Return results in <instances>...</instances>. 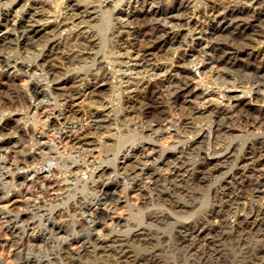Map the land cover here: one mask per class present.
I'll list each match as a JSON object with an SVG mask.
<instances>
[{
	"label": "bare ground",
	"instance_id": "obj_1",
	"mask_svg": "<svg viewBox=\"0 0 264 264\" xmlns=\"http://www.w3.org/2000/svg\"><path fill=\"white\" fill-rule=\"evenodd\" d=\"M70 1H71L70 4L62 8L61 5L59 6L60 3L56 4V6H53L50 0H0V18H2V21H1L2 23L0 24V200H2L5 196L4 195L5 193L2 190V187L4 185L12 186L14 189L16 188L19 189L18 190L19 193L21 191H24L25 193L31 194V192H33L32 189L34 188V185L41 178L43 179V181L41 180L42 188L44 185L46 189L47 188L50 189V187L53 186V184L55 183V181H53L54 183L52 184L51 178L53 179L55 177L65 176L66 174L74 170V167L76 169L81 168V165H79V163L81 161L83 162L82 165L86 163L85 158L88 157L87 155H89L88 153L90 151V147L88 149L89 151L84 148L83 150H80V148L79 150H75L77 148H75L72 145V142H74L75 140H80L86 137L88 134L90 136V133L94 129L95 131L96 130L101 131L102 129H105L104 123L106 120V118L103 119L102 113L99 116L92 115L91 113V115L89 116V119L92 123L88 124L89 126L87 128H84V130H82L81 124L83 122V117L79 110L81 103L87 102L88 105L89 104L104 105L103 101L105 97L103 96H105L104 94L107 92L106 91L107 87L109 88L110 86L112 87L113 84L115 85L117 84L118 90H120L121 87L124 88L123 84L125 83L127 85L130 84V81L132 80L131 78L132 76L140 77V75L142 74L144 77L146 75L149 76L147 78L148 80L147 81L144 80L145 82H138L135 85L136 87L134 86L135 87L134 89L138 91L141 95L137 98L135 97L136 99L128 100L127 108L130 110H135L137 107L143 108L142 113L141 114L139 113V114H140L141 119L145 121L147 128H149L148 130L149 134L147 133L148 134L147 137L149 140L156 139L155 136L157 135H162V134L171 135L172 134L171 137L173 139L175 138L178 141L187 140L188 144H186L187 143L186 142L184 145L188 149V145L190 142L195 143V142H198V140H203V141L208 140L209 142L214 143L215 140H218L221 138L223 139L224 136L235 133L236 131L235 129L237 128L238 132L242 134L243 136L253 137L255 139L249 145L243 144L244 146L240 147V148H243V151L248 150L249 152H251L253 157L255 156L258 157V160H256V162H254V165L252 166H255L257 168L262 165V163L264 162V141H261L259 143L258 139L264 140V63H263L264 55H263V62H262L263 66L259 69L254 67L250 63H247V64L245 63V65H242V63L239 64L235 61L238 55H240L241 53H244V51L250 47V44H251L250 41L253 40V37L250 36L249 32L251 28H253L254 22H257L259 24L258 21L260 17L258 18L257 16H251L248 13L242 12L241 10H230L228 8H223L224 11L220 12V10L221 11L223 10L221 9V6L218 8H214L212 13L210 12V9H209L208 12L211 13V15H209V22L207 25L208 34L210 36L217 38L216 39L218 40L217 45L221 46L220 48L221 53L214 55L212 53L208 54L207 52L202 51L200 53H202L203 56L202 58H199V59H197L198 57H196V59L195 58L194 59H191V58L181 59L182 57L181 58L179 57L180 61L178 62V65L176 66L177 67L176 75L174 74L176 76L175 80L168 82V84H162L161 81L158 82L154 78L161 76L162 73L165 74V72L167 71L166 70L167 68L164 65V63L158 66L157 65L151 66V69L149 67V71L147 70L146 67L150 66L149 65L150 61L155 60L157 62L158 61L163 62V60H166L169 54H171V52H174L177 50L179 51L180 48L188 45L187 37H190L189 35L190 32H187L185 34V33H180L179 31L173 32L172 30L174 27H189L190 22L193 17L199 18L205 14V13L204 14L202 13L204 9L202 11L201 8L200 9L198 8L199 6L197 5L196 0H150V3H149V5L151 6L150 11L148 12L131 11L130 13H128L126 16L125 22L121 24L119 28V29L126 28V32L124 33L127 34L126 39H123V36H121L122 40H120L121 41L120 47L123 48V51L124 49H126L127 51L130 48L131 49L130 53L132 55L131 57L130 55H128L129 58L131 60L132 58L134 60H137V64L138 62H143V64L141 63L139 65H136V67L130 68V67L123 66L126 63L125 62L123 65L117 64V66H119V69L117 70L114 67L113 69H111V67L114 64H116V62L118 63V59L111 58L110 54L109 56L108 54L106 55L105 49L108 48V45L110 42L109 34L113 27L112 25L113 22L111 23L112 17H113L112 13H114L116 10L117 12H121L122 6L125 3H128L129 5L130 1L128 0H81V1L70 0ZM135 1L137 2V0ZM233 20L237 21L238 23L232 26L230 23ZM262 22H264V20ZM230 25L232 27H230ZM191 30H193L194 32L195 29L192 28ZM120 33L121 32L118 31V35ZM252 34L255 35L254 33ZM204 39L203 37L200 38V36L198 38H194V36H191V40L193 42L196 41L195 45H197L198 47L202 46V42ZM10 45L11 46L14 45L16 48V52L13 50L15 52V53L13 52L14 56L11 52L12 48L10 47ZM96 49H99V51H96ZM129 50H128V53H129ZM84 52H87V53H84ZM259 54H257V56ZM17 56L18 58L15 59V57ZM84 56H87L90 58L91 60L90 66L88 64V66L86 65L87 68L82 69V66H83L82 65L81 70L79 68V71H77L74 75L67 76L66 73L72 71L73 60L77 58L85 59ZM191 56L194 57L193 55ZM85 60L88 61V59H85ZM121 61L122 60H120V62ZM201 63L202 64L207 63L209 66H211V68L212 67L214 68V69L212 68L213 72L211 73V75L208 77L206 75L205 80L203 79L204 83L206 82L208 85H212L215 87V89L211 91H201V89L199 90L198 87L195 84H193V82L195 81L194 80L195 78L193 79L194 80L193 82L191 81L193 77H196V76L200 77V75L202 74L200 70L195 69ZM107 66H111V67L109 68ZM222 66L228 67L226 69L227 70L229 69V71H227V73L225 74L221 73L220 68L222 69L223 68ZM171 71H174V69ZM18 82L22 83L21 86L19 85ZM252 104H254V107H252ZM167 110L169 113H171V115L167 113ZM138 115L137 117H139ZM104 116H106V114ZM127 118L129 117H126V119ZM33 119H36V123L40 124L39 128L36 126V123H32L33 125L32 127L31 126L28 127L24 122V121L32 122ZM203 121H206V123L202 124ZM122 127L121 129H123ZM172 128L174 129L173 132H169L170 129L172 130ZM124 134L125 133H123V135ZM245 143H247V141ZM197 144L198 143H196V145ZM236 149L237 148L231 144L228 145L227 147L224 146V148L222 146L218 147L217 145L209 146L208 156L210 155L213 156L216 154H222V156H224L223 153H226L227 155L228 154L231 155V153L233 152L237 153ZM116 152H117V149H116ZM117 156H118L117 153L112 155V157H114L113 159H115L118 162L114 164V167H113L114 169L108 166L100 165L99 168H94L93 172L91 171L89 172L88 179L84 180V184L82 185V189L93 192L92 198L90 197L91 199L89 198L90 200H88V202L74 201L73 203H71L69 208L58 212L56 215L55 214L54 215L52 214L44 215V212L43 214H40V213H42V211H44L46 207H56V206L59 207L60 205H63L64 203L68 202L70 199H73L74 198L73 195L72 196L69 195L65 197L57 196L58 199L56 200L54 199L55 201L53 200L52 201L53 203L48 202L47 199L41 200L38 204L34 203L36 204L35 205L36 208L34 207L35 209L32 213L25 212L29 208L28 206L26 207V210L25 209L22 210L20 207H15L13 209H10V211H6V209L4 208L0 209V229L2 232H4V235L9 236L7 246L8 248H10L11 254H12V255L9 254L11 256V257L9 256L11 259V264H36L37 260H35L34 257L32 256L33 253L41 252L45 250L49 251L53 245V243L51 244V241H52L51 238L52 237L56 238V236H59L58 239L61 238L60 239L61 244H59L60 253L62 252L65 255L64 258L65 260H68L69 263L79 262L80 259L82 260L85 257L90 258V256H95L97 254H100L101 252H103L104 250L108 248L111 249V247L114 246L113 244L116 242L115 241L116 237H111L110 234L113 233L114 229L120 230V227L123 228L122 222L124 220L122 217L121 218L114 217V214L112 212L114 211L113 210L114 208H112L111 206L112 204L115 203V196H114L115 188L114 187L118 188L121 185L122 187L126 186L128 192L134 193L135 197L141 203L139 204L141 206L142 205L144 206V204L147 202L148 197L150 198L149 192H151V188L153 185L155 186L158 182L162 181L163 179L170 182L169 179L175 176L179 171L184 172V175L180 177L179 179L180 182H178L179 180H177V182L180 184L187 183L189 181V175H191L190 174L191 170H189V166L184 165L183 163L182 164L180 163V167H178L177 164H174V165L170 164V160L171 158H173L172 155L168 153L167 154L162 153L161 155V153H159V151H156L155 149L148 150L147 148H144V145L140 147L136 146L131 151H128L124 155V157L121 158L122 162H119L120 159ZM108 157H105V158H108ZM208 158L207 159L205 158V163L202 164L201 162V165L197 167L196 169L202 170L203 167L211 165L212 161ZM113 159L108 160V161H112ZM184 159L185 158H183V160ZM233 159L234 158H232V160ZM181 161H182V158H181ZM229 161L231 162V159ZM45 162H52V163L55 162V164L52 166L51 163L45 164ZM252 166H250V162H245L239 167V170L244 176L247 173L248 168L251 167L249 169L251 170ZM127 167H130V168L127 169ZM204 170L206 171V169ZM212 170H213V167H212ZM197 171L195 170V172ZM235 171H238V170H235ZM257 171H258V168H257ZM113 172L119 173V174L121 173L120 176L122 175L121 176L122 179L119 181H116L114 185H109L111 182H114V180H111L112 177L110 178L109 176ZM259 172H260L259 175H261V171ZM202 173H205V172H202ZM197 175L194 174V176H197ZM221 176H222V172H221ZM210 178L211 177L209 176L208 179ZM213 178H216V177H213ZM87 180L91 182L93 187L91 186V184H89L91 187L88 186V183L90 182H88ZM106 180H108V183H105ZM173 180L175 181L176 179H173ZM232 180L233 178H231V181ZM247 180L249 179L247 178ZM258 180H260V178ZM262 180L264 179H261V181ZM191 181H193V179ZM203 182L205 181H202V183ZM243 182H246V181H243ZM257 182L261 184V182L259 181ZM173 183L169 185H172ZM76 184H77V180H74V183L71 186H67V188L69 189L72 188V190L68 191V194H72L76 191L77 189ZM186 185L188 184H185V186ZM235 185L237 184L235 183ZM177 186L179 187V185ZM39 188H40V185H39ZM63 188H65V186ZM248 188L247 190L250 189ZM173 189H170V191L171 190L173 191ZM258 190H260V188ZM164 191L165 190H163V193H165ZM175 193L176 191L173 193V195ZM15 194H18V193H15ZM161 195H164V194H161ZM233 195L235 196V194ZM214 196L217 197L216 195ZM250 196H251V193H250ZM138 200H137V205H138ZM165 202L167 203L168 201L164 200V203ZM239 202H236V203H239ZM147 205L149 204H146V206ZM217 206H214V207L217 208ZM230 207H233V206H231L230 204ZM167 209H168V206H167ZM228 209L230 208L228 207ZM140 211H142V209ZM172 211L173 210H171V212ZM174 212L176 213L177 211L174 210ZM178 212L180 214V211ZM185 212L186 211H184V213ZM75 214H77L78 216L82 218L81 223L84 222V224H86L85 226L88 227V228L87 227L85 228H87L88 230L86 232V236L84 237L76 234L72 238H69L67 233L70 231H68L67 233L66 231H64L61 224L59 223L60 221L59 218L63 217L64 215L66 217L71 218ZM56 216L59 217L58 222L56 220L57 218ZM150 216L152 218V215ZM36 217L39 218L38 221L34 220ZM213 217H215V215ZM155 218L160 219L156 216ZM233 218L235 219V217ZM44 221L46 222L42 223ZM160 221L161 220H159V222ZM163 223H165V221ZM200 224L203 225V222ZM150 225H152V223ZM67 227H68V224H67ZM124 229H126V226ZM250 229L252 230V226ZM187 232L188 231L184 232V234L185 233L188 234ZM180 233L182 236L183 233L182 232ZM192 235H195V234H192ZM143 237H144V234H143ZM182 239H183V236H182ZM117 242L118 244H120L119 241ZM140 242H142V239ZM111 251L113 250L111 249L110 252ZM55 254H56V251H55ZM60 256L62 255L58 254L57 256H55L53 261L48 259L46 261H43L42 264H49L50 262H58V260L61 259ZM99 257H102V255ZM109 257L110 255L108 256V258ZM101 260H104V258ZM116 260L117 259H115V261ZM253 260H255V258ZM85 261H87V258L86 260H84V262ZM127 262L128 261H126V263ZM0 264H4V260L1 257H0Z\"/></svg>",
	"mask_w": 264,
	"mask_h": 264
},
{
	"label": "rangeland",
	"instance_id": "obj_2",
	"mask_svg": "<svg viewBox=\"0 0 264 264\" xmlns=\"http://www.w3.org/2000/svg\"><path fill=\"white\" fill-rule=\"evenodd\" d=\"M50 1H51V3H52L53 6H56V4L60 3L59 6L61 5L62 8L65 7V6H67L71 2L70 0H68V1L67 0H50ZM77 1H81V0H77ZM128 1H130L129 5H128V3H125L122 6L121 12H117V10H116L114 13H112V16L113 17H112L111 23L113 22L112 23L113 27H112L111 32H110L111 35L109 34V36H110L109 37L110 38V42H109L108 48L105 49V53H106V55L108 54V56L110 54V57L111 58L118 59V63L116 62V64H114L112 67L111 66H107L109 68L111 67V69H113V67H114L117 70V69H119V66H117V64L118 65H123L125 62L126 63L123 66L130 67V68L136 67V65H139L141 63L143 64V62H138V64H137V60H134L133 58L131 60L129 58L128 55H130V57L132 55L130 53V51H131L130 48H129L130 50L128 49L129 50V53H128V50L126 51V49H124V51H123V48L120 47V43H121L120 40H122L121 36H123V39H126L127 38V34L124 33V32H126V28H124V29H119V28H120L121 24H123L125 22V19H126L127 14L130 13L131 11H142V12H148V11H150L151 10V6L149 5L150 0H145V1L144 0H137V2L135 0H133V1L132 0H128ZM196 1H197V5L199 6L198 8L199 9L201 8L202 11L204 9V11L202 13L203 14L205 13L204 14L205 16L202 15L203 18H202V16L199 17V18L198 17H193L194 19L192 18V20H191L192 23L190 22V26L189 27H174L173 28V30H172L173 32H178L179 31L180 33H185V34L187 32H190V34H189L190 37H187V44L188 45L185 46V47H182L183 49L180 48L179 51L177 50V51L171 52V54H169V56L167 57V59L166 60H163V62L162 61H160V62L158 61L157 62L155 60L150 61V63H149L150 66L146 67L148 71H149V67L151 69V66L162 65L163 63H164V65L167 68L166 69L167 71L165 72V74L162 73L161 76H159L157 78H154V79L157 80L158 82L161 81L162 84H168V82L175 80V78H176V76H175L176 75V69H177L176 66L178 65V62L180 61V58L181 57H182L181 59H185V58H191V59H194L195 58L196 59V57H198L197 59H199V58H202V56H203L202 53H200L202 51L207 52L208 54L209 53H212L214 55L221 53L220 52L221 46L217 45L218 44L217 43L218 40H216L217 38L216 37H213V36H210L208 34V28H207L208 27L207 25H208V22H209V15H211V13L213 12L214 8H218L220 6H221V9L228 8L230 10H241L242 12L248 13L251 16H257L258 18L260 17V19L258 21L259 24L257 22H254V26H253V28H251V30L249 32L250 33V36L253 37V40H252L253 42L250 41V43H251L250 44V47H252V46L253 47L252 48H250V47L247 48L244 51V53H241L240 55H238V57L235 59V61L237 63H239V64L242 63V65H245V63L246 64L247 63H250L254 67L258 68V69L261 68L263 66V63H264L263 62V55H264V22H262L264 20V0H252V1H250V0H226L227 2L225 0H196ZM221 2H222L223 5L221 4ZM228 2H229V4H228ZM226 3H227L228 6L226 5ZM224 5H225V7H224ZM209 9H210V12L211 13L208 12ZM223 11H224V9L222 11L220 10V12H223ZM247 11H249V12H247ZM250 12H251V14H250ZM1 21H2V18H0V24L2 23ZM121 21H123V22H121ZM237 23H238L237 21H234L233 20L230 24L233 26V25H235ZM192 25H194V26H192ZM231 25H230V27H232ZM189 28L195 29L194 32H193V30H191ZM116 29H117V31H116ZM118 31L121 32L119 35H118ZM256 31H257V33H256ZM252 33H254L256 36L253 35ZM191 36H194V38H198L199 36H200V38H202V37H203V39L205 38L203 40V42H202V46L201 47H198L197 45H195L196 41L193 42L191 40ZM254 41L256 42V44H255ZM10 47L12 48V51L11 52H12V54L14 56V53L16 52V48H15L14 45H12V46L10 45ZM96 51H99V49H96ZM112 51L114 52V54H113ZM84 53H87V52H84ZM257 54H259V55L257 56ZM191 55H193L194 57H192ZM252 55H254V56H252ZM15 56H16V54H15ZM84 57H85V59H88V61L85 60L84 58L83 59L82 58L74 59L75 61L73 60V66H72V71L73 72L70 71V72L66 73L67 76L74 75L77 71H79V68L81 70V66L82 65H83L82 66V69L83 68H87L86 65L88 66V64L90 66V64H91L90 58L87 57V56H84ZM16 58H18V56L15 57V59ZM120 60H122L123 62L122 61L120 62ZM206 64L207 63H204V64L201 63L200 65H198L199 67L197 66V68H195L197 70H200L203 75L201 74L202 76L201 75H200V77L199 76H196V77H193L191 79L192 82L195 80L193 82V84H195L198 87L199 90L201 89V91H211V90L215 89L214 86L208 85L206 82L205 83L203 82V79L205 80L206 75H207V77L210 76L211 73L213 72V69H214L213 67H212L213 68L212 69L211 66H209L208 64L206 65ZM147 65H148V63H147ZM168 66H169V68H168ZM222 67H223L222 69L220 68V70H221L220 72L221 73L225 74V73H227V71H229V69L228 70L226 69L228 67H226V66H222ZM173 69H174V71H171ZM148 74H150V73H148ZM148 77L149 76H147V75L144 77L143 74L140 75V77L139 76H132L131 77L132 78V80H131L132 82L130 81V84L129 85H127L126 83L123 84V87L124 88L121 87L120 90H118V85L117 84L116 85L113 84L112 87L110 86L109 88L107 87L106 88V91L107 92L105 91L106 92L104 94L105 96H103V97H105L104 98V101H103V104L104 105H101V104H100L101 106L100 105H95V104L94 105H91V104L88 105L87 102H82L81 105H80V107H79V110H80L81 115L83 117V122L81 124L82 130H84V128H87L89 126L88 124L92 123L90 121V119H89V116L91 115V113H92V115H98V116L101 115V113H102L103 119L106 118L105 123H104L105 129H102L101 131L100 130H96L95 131V129H94L90 133V136L88 134L86 137L80 139L81 141L80 140H75L74 142H72V145L75 148H77L75 150H79V148H80V150H83V148L86 149V150H88L89 147H90V151L88 150L89 151V153H88L89 155H87L88 157L85 158V162H86L85 164L86 165L85 164L82 165L83 162L81 161L79 163V165H81V168L76 169L74 167V170H72L71 172H69L71 175L68 173L65 176H59V177H55L53 179L51 178L52 184L54 183L53 181H55V183L53 184V186H51L53 188L50 187V189L49 188L46 189L44 185H43V188H42V181H43V179L41 178L40 180H38L39 182L37 181L38 184L36 183L34 185V188L35 189L34 188L32 189L33 192H31V194L30 193H25L24 191H21L19 193L18 192L19 189H17V188L14 189L12 186H9V185H4L2 187V190L5 193L4 194L5 196H4V198L2 200H0V209L1 208H4V209H6V211H10V209H13L15 207H20L22 210L23 209L26 210V207L28 206L29 208L25 212L26 213H32L34 211V209L36 208L35 205L38 204L41 200H46L47 199V201L51 203L54 199L55 200L58 199V197H65V196H69V195L72 196L73 195L74 198L73 199H70L68 202L64 203L63 205H60L61 207L60 206L59 207L58 206H56V207H46L45 209H47V210L44 209V211H42V213H40V214H43V212H44V215H46V214L47 215H49V214H52V215L55 214L56 215L58 212L69 208L70 205H71V203H73L74 201L88 202V200H90L92 198L93 192H91L89 190L82 189V185L84 184V180L88 179L89 172L90 171L93 172L94 171L93 169L94 168H99L100 165L108 166V167H111L112 169H114L113 168L114 167V164H116L118 162L115 159H113L114 158V157H112L113 154L117 153L118 154L117 157L120 159L119 162H122V159L121 158H123L124 155L128 151H131L136 146H139L140 147V146H143L144 145V148H147L148 150L155 149L156 151H159V153H161V155H162V153H166V154L168 153V154L172 155L173 158H171L170 164H173V165L174 164H177V166L180 167V163L181 164L183 163L184 165L189 166V170H191L190 171V174L191 175H189V181L187 183H183L184 185L178 183V182H180V180H179L180 177H182L184 175V172L183 171H181V172L179 171L175 176H173L172 178H170L169 179L170 182L167 181V180H165V179H163L162 181L158 182L155 185L157 189L155 188L154 185L152 186L151 192H149L150 198L148 197L147 202L144 204V206L142 205L143 207L140 205L141 203L139 202V200L135 197V194L128 192L126 186H123L122 187V185H121L119 187L117 186L118 188L114 187L115 188L114 189L115 191L114 190L113 191H114V194H115L114 195L115 196V203L112 204V206H111L112 208H114L113 209L114 211H112V212L114 214V217H116V218H121L122 217L124 219L123 222H122L123 223L122 224L123 228L120 227V230L118 228H117L118 230L114 229L113 233L110 234L111 237H116L115 238V241L116 242L113 244L116 248L114 246L111 247V249L115 253L113 251H111L112 252L111 253L110 252L111 249L108 248V249L104 250L103 252H101L100 254H97L95 256H90V258L89 257H85L84 259H82L83 261L80 259L79 262H70L69 263L68 260H65V258H64L65 255L62 252L60 253V245L59 244H61L60 243L61 242V240H60L61 238L58 239L59 236H56V238L55 237H52L51 238V240H52L51 241V244L53 243V245H52V248L49 250L50 252L48 250L47 251L45 250V251L33 253L32 256L34 257L35 260H37V263L36 264H42L43 261H46L48 259L53 261V259L55 258V256H57L58 254L59 255L60 254L62 255V256H60L61 259H59L58 262H50L49 264H56V263L57 264H76V263L77 264H134V262H135V264H144V262H145V264H255V263L256 264H260V263L261 264H264V252H263L264 251V229H263L264 228V226H263L264 225V214H263L264 213L263 212L264 211L263 210L264 209V205H263L264 204V186H262V185H264V180L261 181V179H264V162L262 163L261 166L257 167L258 168V171H257V168L255 166H252V165H254V162H256V160H258V157H256V156L253 157V155L251 154V152H249L248 150H247L248 152L246 150L243 151V148H240V147L244 146L245 144H248L249 145L255 139L253 137L243 136L242 134H240L238 132V129L236 128L235 129L236 130L235 133L230 134V135H226V136L223 137V139L221 138V139L215 140L214 143H211L208 140H204V141L203 140H198V142H195V143L194 142L193 143L190 142L189 145H188V149L184 145L186 142H187L186 144H188V141L187 140L178 141L175 138L173 139L171 137L172 134L171 135L170 134L157 135V136H155L156 139L149 140L148 137H147L148 134H149V131H148L149 128H147V126L145 124V121L142 120L141 117H140V114L142 113L143 108H138L137 107L135 110H130V109L127 108V102H128V100H130V99H136L137 97H139L141 95L138 91H136L134 89L136 87L135 85L138 82H145V81H147L148 80L147 79ZM144 78H146V79H144ZM18 83L21 86L22 83H20V82H18ZM130 85L133 86V87H131ZM128 90H130V91H128ZM132 92L134 93V95H133ZM118 94H120V95H118ZM122 97H123L124 100L122 99ZM126 97H127V99H126ZM115 99H117V100H115ZM115 101H116V103H115ZM107 104H108V106H107ZM105 105H106V107H105ZM97 106H98L99 109L97 108ZM252 107H254V104H252ZM86 108H88V109H86ZM167 113L169 115H171V113H169L168 110H167ZM105 114H106V116H104ZM137 115L140 118L137 117ZM123 116H124V118H123ZM125 116L126 117H129V118L126 119ZM24 122H25V124L28 127H30V126L32 127L33 126L32 123H36V119H33L32 122L31 121H24ZM128 122H129V124H128ZM27 123H29V124H27ZM205 123H206V121H203L202 122V124H205ZM128 125H130V126H128ZM36 126L39 128L40 127V124L39 123L38 124L36 123ZM121 127L123 129H121ZM173 130L174 129L172 128V130L170 129L169 132H173ZM123 133H125V134L123 135ZM98 134H99V136H98ZM231 135H233V136H231ZM236 136H237V138H236ZM157 139H158V141H157ZM234 141H236V142H234ZM246 141H247V143H245ZM258 141L260 143L261 141H264V140L258 139ZM92 142H94V143H92ZM159 142H161V143H159ZM86 143L90 144L91 146L88 145V144H86ZM196 143H198V144L196 145ZM230 144L233 145V146H235L237 148L236 149L237 153L236 152H233V153H231V155L230 154L227 155L226 153H223L224 156H222V154L213 155L215 157H213L211 155L208 156L209 155V151H208L209 146H215V145H217L218 147L219 146H222L224 148V146L227 147ZM134 145H135V147H134ZM117 146H119V147H117ZM190 146H191V148H190ZM95 147H97V148H95ZM178 148H179V150H178ZM183 148H185L188 151H186ZM116 149H117V152H116ZM191 149H193V150H191ZM91 150H93V151H91ZM165 150H166V152H165ZM124 151H125V153H124ZM192 151H194V152H192ZM183 154L184 155L186 154L185 157H184ZM180 156H182V157H180ZM105 157H108V158H105ZM110 157H112V158H110ZM181 158H182V161H181ZM183 158H185L184 160H186L187 162L184 161ZM205 158L206 159L207 158L210 159L212 161V164L209 165V166L203 167L202 170L196 169L197 167H199L201 165V162H202V164L205 163ZM232 158H234V159L232 160ZM99 159H100V161H99ZM111 159H113V160L112 161H108V160H111ZM228 159L229 160L231 159V162ZM251 159H253V160H251ZM223 161L224 162L227 161V162H225L226 164ZM191 162H193V163H191ZM245 162H250V166H252V169H253V170L252 169L249 170L251 167L248 168V171L246 173L248 176L246 174L243 176L242 173L239 170V167L243 163H245ZM47 163L48 164L51 163L52 166L55 164V162L54 163H52V162H45V164H47ZM186 163H188V164H186ZM223 164H225V165H223ZM214 166H216V167H214ZM212 167H213V170H212ZM260 167H262V168H260ZM129 168L130 167H127V169H129ZM193 168H195V169H193ZM204 169H206L207 172ZM45 170H47V169H45ZM195 170L196 171L198 170V171L195 172ZM235 170H238V171H235ZM259 171H261V175H259L260 174ZM198 172H199V174H198ZM202 172H205L206 174L205 173H202ZM216 172H218V173H216ZM221 172H222V176H221ZM237 172H238V174H237ZM210 173H211V175H210ZM120 174L119 173H115V172L111 173L109 176H110V178L112 177L111 180H114V182H111L109 185H114V183L116 181L121 180L122 179V177H121L122 175L120 176ZM194 174L195 175L198 174V175L197 176H194ZM202 176H204L206 179L204 177H202ZM209 176L211 177L210 179H208ZM213 177H216V178H213ZM231 178H233L232 181H231ZM247 178L249 180H247ZM259 178H260V180H258ZM173 179H176V180L174 181ZM192 179H193V181H191ZM74 180H77V184H76L77 185V189H76V191L74 193L68 194V191L69 190H72V188L69 189V188H67V186H71L74 183ZM177 180H179V181L177 182ZM87 181L90 182L89 180H87ZM163 181H165V182H163ZM173 181H174V183H173ZM202 181H205V182L202 183ZM236 181L238 183H240V182L241 183L238 184ZM243 181H246V182H243ZM255 181H256V183H255ZM257 181L261 182V184L258 183ZM195 182H196V184H195ZM200 182L204 186L201 185ZM58 183H60V184H58ZM105 183H108V180H106ZM171 183H173L175 185H173V184L172 185H169ZM193 183H194V185H193ZM235 183L239 187L237 185H235ZM89 184H91V182L88 183V186L89 187H91V186L93 187L92 184H91V186ZM185 184H188V185L185 186ZM39 185H40V188H39ZM162 185H164V186H162ZM177 185H179V187ZM192 185H193V187H192ZM252 185H253V187H252ZM256 185H258V186H256ZM64 186H65V188H63ZM57 187L60 189V191H59V189ZM166 187H167V189H166ZM216 187H218V188H216ZM44 188H45V190H44ZM182 188H184V189H182ZM247 188L249 190H247ZM259 188H260V190H258ZM152 189H154V190H152ZM170 189H173V191L171 190L172 191L171 192ZM163 190H165L164 191L165 193H163ZM183 190H185V191H183ZM175 191H176V193L173 195V193ZM226 191H227V193H226ZM252 192H253V194H252ZM15 193H18V194H15ZM160 193L161 194H164V195H161ZM221 193H223L225 195H223ZM250 193H251V196H250ZM25 194H27V195H25ZM176 194H178V195H176ZM182 194H184L185 196L182 195ZM213 194L216 195L217 197H215ZM233 194H235V196ZM218 196H219V198H218ZM55 197H57V198H55ZM153 197L154 198L156 197L157 199L156 198L154 199ZM171 197H172V199H171ZM229 197H231V198H229ZM149 199H151V200H149ZM158 199L160 200L161 203L159 202ZM213 199H215V200H213ZM137 200H138V205H139L140 208L137 205ZM164 200L165 201H168V202L167 203L166 202L164 203ZM172 200H174V201H172ZM219 201H220V203H219ZM233 201H235V202H233ZM28 202H29V204H28ZM155 202H156V204H155ZM171 202H172V204L174 206L171 204ZM189 202H191V203H189ZM236 202H239V203H236ZM34 203H36V204H34ZM177 203H178V205H177ZM215 203H217V204H215ZM232 203H234V204H232ZM135 204H136L137 207L135 206ZM146 204H149V205L146 206ZM166 204H168V205H166ZM230 204L233 207H230ZM175 205L177 206L178 209L176 208ZM253 205H255V206H253ZM167 206H168V209H167ZM214 206H217V208L214 207ZM227 206L230 209H228ZM139 209L140 210L142 209V211H140ZM227 209H228V211H227ZM171 210H173V211L171 212ZM174 210L177 211V212L175 213ZM183 210L186 211V212L188 211L187 212L188 214L186 212L184 213ZM178 211H180V214H179ZM249 211L251 213L252 212L253 213L251 214ZM165 213H167V214H165ZM222 213H224V214H222ZM149 214L152 215V218H151V216ZM184 214H186V215H184ZM154 215L156 217L160 218V219H156ZM163 215H165V216H163ZM214 215H215V217H213ZM258 216H259V218H258ZM233 217H235V219ZM58 218L59 217L56 218L57 222H58ZM164 219H166V220H164ZM34 220L35 221H38L39 218L36 217ZM59 220H60L59 223L61 224V226L64 229V231H66V233L68 231L71 232V233L70 232L67 233V235L69 236V238H72L76 234H78L80 236H83V237L86 236V232L88 230L87 229L88 227L85 226L86 224H84V222L81 223L82 222V218L80 216H78L77 214H75L71 218L70 217H66L64 215L63 217H60ZM159 220H161L162 223H161V221L159 222ZM164 221H165V223H163ZM189 221H190V223H189ZM45 222L46 221H44L42 223H45ZM145 222L147 223V225H146ZM157 222H159V223H157ZM202 222H203V225L200 224ZM151 223H152V225H150ZM67 224H68V227H67ZM80 224H82L83 226L80 225ZM144 224H145V226H144ZM156 224H157V226H156ZM124 225L126 226L127 231H126V229H124L125 228ZM181 225L182 226L184 225V226L182 227ZM207 226H209V227H207ZM241 226H243V227H241ZM251 226H252V230L250 229ZM259 226H260V228H259ZM64 227H66L67 230ZM85 227H87V228H85ZM194 227H195V229H194ZM238 228H239V230H238ZM257 228H259L260 230L257 229ZM245 230H247V231H245ZM119 231H121V232H119ZM186 231H188L187 232L188 234H186V233L184 234V232H186ZM196 231H197V233H196ZM244 231H245V233H244ZM258 231H259V233H258ZM260 231H262V232H260ZM1 232L2 231L0 229V233ZM180 232L183 233L182 236H183V239L185 237L184 240L182 239V236H181V233ZM204 232H205V234H204ZM143 234H144V237H143ZM192 234H195V235H192ZM0 235H1L0 236V240H1L0 241L1 242L0 243V257L3 258L4 264H11V259H10L11 256L10 255H12V254H11L10 248H8V246H7L9 236L8 235H4V232H2ZM145 237H147V238H145ZM192 237H193V239H192ZM140 238L142 239V242H140L141 241ZM194 238L196 239V241H195ZM144 240H146L148 242H146ZM117 241H119L120 244H118ZM192 242H193L194 246H193ZM55 251H56V254L57 255L55 254ZM105 251H107V252H105ZM122 251H123V253H122ZM126 251L127 252L129 251V252L127 253ZM35 254H36V256H35ZM107 254H108V256L110 255L109 258H111V259L108 258ZM101 255H102V257H99ZM261 255H263V256H261ZM134 256H136V257H134ZM256 256H258V257H256ZM62 257H63V259H62ZM86 258H87V261L88 262L87 261L84 262V260H86ZM103 258L106 261L101 260ZM105 258H107V259H105ZM123 258H125V259H123ZM143 258H145V259H143ZM254 258H255V260L257 258L259 259V260L257 259L258 261L256 260L258 263L255 260H253ZM115 259H117V260L115 261ZM141 259L143 261L144 260L145 261L143 262ZM114 261H115V263H114ZM117 261H119V262H117ZM126 261H128V262L126 263ZM82 262H84V263H82Z\"/></svg>",
	"mask_w": 264,
	"mask_h": 264
}]
</instances>
